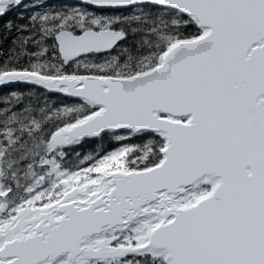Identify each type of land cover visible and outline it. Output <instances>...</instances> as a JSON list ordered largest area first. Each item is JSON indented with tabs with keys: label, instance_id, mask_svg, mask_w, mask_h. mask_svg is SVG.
Segmentation results:
<instances>
[{
	"label": "snow or ice",
	"instance_id": "obj_1",
	"mask_svg": "<svg viewBox=\"0 0 264 264\" xmlns=\"http://www.w3.org/2000/svg\"><path fill=\"white\" fill-rule=\"evenodd\" d=\"M0 264H264V0H0Z\"/></svg>",
	"mask_w": 264,
	"mask_h": 264
},
{
	"label": "trees",
	"instance_id": "obj_2",
	"mask_svg": "<svg viewBox=\"0 0 264 264\" xmlns=\"http://www.w3.org/2000/svg\"><path fill=\"white\" fill-rule=\"evenodd\" d=\"M48 3L50 6H54V7H59V6H63L65 4L68 5H77L78 3H74L71 1H67V0H48ZM7 91V90H4Z\"/></svg>",
	"mask_w": 264,
	"mask_h": 264
},
{
	"label": "water",
	"instance_id": "obj_3",
	"mask_svg": "<svg viewBox=\"0 0 264 264\" xmlns=\"http://www.w3.org/2000/svg\"><path fill=\"white\" fill-rule=\"evenodd\" d=\"M71 1H73V2H77V3H79V2H80V0H71Z\"/></svg>",
	"mask_w": 264,
	"mask_h": 264
}]
</instances>
